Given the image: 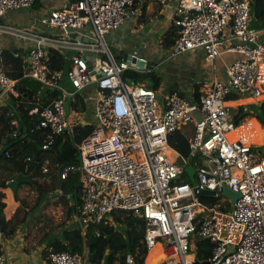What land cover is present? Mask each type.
<instances>
[{
	"label": "built area",
	"instance_id": "1",
	"mask_svg": "<svg viewBox=\"0 0 264 264\" xmlns=\"http://www.w3.org/2000/svg\"><path fill=\"white\" fill-rule=\"evenodd\" d=\"M153 1L166 6L175 0ZM135 2L69 0L33 28L14 27L3 20L9 12L32 10L35 0H0V35L26 44L25 78L60 92L47 105L21 92L4 67L0 48V117L7 100L32 104V132L45 135L41 148L47 151L71 129V101L82 97L98 125L77 146L79 164L60 172L61 180L79 175L84 188L79 208L82 224L99 226L114 211H128L145 223L148 254L160 248L159 264H264V155L245 138H229L241 126L236 127L227 101L233 92L254 99L264 95V38L262 30L252 29L250 1L179 3L174 22L179 38L170 57L201 50L212 66L225 50L237 58L227 67V78L214 79L199 99L191 101L172 92L162 102L151 88L128 86L126 72L139 68L113 55L106 42V35L125 25ZM227 29L231 45L224 49ZM52 52L62 53L66 70L52 66ZM189 125L194 130L190 155L184 158L169 140ZM200 156L204 164H190V159ZM189 166L196 170L195 181L183 183ZM225 188L240 194L236 203L223 195ZM206 190L215 195L199 196ZM199 240L214 244L208 260L201 262ZM48 259L49 264H85L81 255L69 252H51ZM133 263L129 256L128 264ZM0 264H7L3 254Z\"/></svg>",
	"mask_w": 264,
	"mask_h": 264
},
{
	"label": "trees",
	"instance_id": "2",
	"mask_svg": "<svg viewBox=\"0 0 264 264\" xmlns=\"http://www.w3.org/2000/svg\"><path fill=\"white\" fill-rule=\"evenodd\" d=\"M138 1L136 0L134 7H136ZM249 1L252 23L261 26V29H263L264 0ZM39 4L40 0H35L32 9H38ZM178 38V29L174 26L164 35L162 40L163 48L171 50ZM2 62L8 75L18 81L19 90L24 94L34 96L36 102L47 105L60 94L57 90L53 91L30 78H25L24 75L28 72V63L22 57H15L11 54V51H4ZM50 62L57 70L64 71L68 67L60 52H52L50 54ZM141 76L138 71L129 70L124 78L127 83L132 81V85H136ZM161 85V78L153 76L152 85L149 88L157 92ZM172 92L178 91L172 89L170 93ZM178 93L182 97L187 98L183 93ZM199 97L197 95L195 100L199 99ZM245 98L239 93L233 92L227 97V101H240ZM33 107L32 104L14 102L12 106L7 105L1 108L0 177L2 174L8 177L7 180L0 179V233L4 239L14 237L20 222L24 220L20 218V209L13 217L7 218L5 213L7 205L4 201L6 194L3 189L8 188L19 175H23L30 177L31 182L19 185L18 189L28 185L36 189L41 196L44 195L46 199H49L51 196L50 188L53 186L47 184L46 186L38 185L33 180V174L41 175L46 160H50L49 157L56 161L54 164L57 165L56 172L59 178L56 189L58 188L61 192L58 195V204L66 210V223L79 217V208L83 201L84 188L80 184L79 175H70L67 180H61L60 172L65 166L79 164L77 146L93 132L96 126L94 124L87 125L85 129L81 130L74 128V133L67 131L57 138L51 149L43 151L41 147L45 135L41 132H32L35 120L29 115V112ZM71 111L87 113V116L89 112H93L92 109L84 104L82 97H76L71 101ZM232 114L237 128L242 126L247 119H256L264 129V100L241 105ZM193 130V125L185 126L182 130L171 135L169 140L171 147L184 158H188L190 155L189 139L193 135ZM239 138H245V142L249 145H264V131H262L258 140H253L245 135H241ZM254 149V151L259 150L264 155V146H255ZM191 163L194 167L197 166V160H193ZM181 181L183 183L191 182L186 175L183 176ZM70 196L74 197V203H72ZM205 202L213 203L214 201L206 200ZM21 204L23 209H25L24 214L29 215L30 211L27 209V205L23 201ZM66 225H60V237L54 238L43 250L44 259L48 263V257L51 252H69L81 255L84 263L87 262L88 264H128L129 256L133 257V264H145V259L148 255V250L144 244L146 227L144 221L135 217L132 212L114 211L101 225L91 226L87 228L86 232L83 231L80 224L71 227ZM213 246L214 244L208 240L198 241L199 262L208 260ZM2 254L3 249L2 245H0V255Z\"/></svg>",
	"mask_w": 264,
	"mask_h": 264
},
{
	"label": "crops",
	"instance_id": "3",
	"mask_svg": "<svg viewBox=\"0 0 264 264\" xmlns=\"http://www.w3.org/2000/svg\"><path fill=\"white\" fill-rule=\"evenodd\" d=\"M68 1L69 0H40L38 9L18 11V12H9L5 16L3 23L10 24L11 26H14V27L38 28L41 17L47 15L52 9L60 8L64 6ZM182 1L184 0H175L171 3H168L166 6H161L159 3L154 2L153 0H139L137 2L136 7H133V9L131 10L125 22V25L119 30V32L111 33L109 35L112 41L116 42V45L112 46L113 52H115L116 54L115 56L119 58H123L126 55H129L126 53V50L128 49L135 50L137 48H139V51L141 54H144L145 56L152 57V58L153 56H149L151 54L148 53L149 51H151L152 53L151 49H153L154 51H157V50L159 51L161 49V50L166 51V53H169L170 50H166L163 48L162 40H163L164 35L171 28L175 26L174 22H175V17H176V8L179 5V3ZM261 30H262V38H264V28ZM230 39H231V30L227 29L223 36L224 49L228 48L231 45ZM0 48L3 50V52L11 51V54H13L15 57L17 56L22 57L23 60H25L29 66V57L27 54L26 44L16 39L0 35ZM13 50H15V52H13ZM184 55H187L189 57V62L191 63L194 62L195 66H196V63L202 64V65L206 64L207 66V62L205 60V54L201 50L192 51ZM131 56H135V55H131ZM236 58L237 56L235 54L227 52L225 50L222 56L220 58H217V60L215 61L213 65V70L208 71V74H207L208 80L213 81L214 79H222V80L226 79L227 78V67L231 63H233L236 60ZM152 68H154V65L153 66L151 65L150 69ZM193 70L196 71L195 67L193 68ZM200 75L203 77L204 76L203 72H201ZM192 77L194 78L195 75L193 74ZM194 81L195 79H190V78L188 79L185 78V80H182V82L184 83V87L188 91V94L186 95L183 92L181 93H183L186 97L189 96L190 98L189 100L191 101H194L197 95L198 96L202 95L203 87H201L200 85H196ZM172 89L173 88L171 87V81L165 78V80H163V83L160 89L157 91L160 102L164 100L165 96H167L170 93V91H172ZM262 97L264 98V95ZM262 97L258 99H254V98H245V99L255 101V100L261 99ZM240 101H231L229 102V106L238 108L239 106H233V105L236 103H239ZM13 104H14V101L9 100L8 102H6L5 105L12 106ZM91 116L92 118L90 119V121L95 122L93 112L91 113ZM69 131L71 133H74L71 129ZM262 131H263V128L261 127V124L256 119H249L248 123H244L239 128V136L250 135L253 137H250V136L248 137L252 138L253 140H258L262 134ZM53 163H56V161H53ZM56 166L57 165H55V167ZM50 175L51 174L49 173L46 176H50ZM33 176H34L33 180L37 181L36 177L39 175L33 174ZM41 179H43V177ZM37 183L38 185L40 184L39 182ZM40 185H43V184H40ZM54 188L50 189L51 190L50 198H54V192H53ZM6 191L7 190L3 189V192L5 194H6ZM59 194H61V192H59ZM16 195L17 193L14 195L15 199L9 196L7 199V202L5 201L6 198L4 200L7 205L5 213L8 219L13 217L14 214H16L17 211L21 208L22 200L20 199V203H17L18 197ZM44 198L46 197L44 196ZM27 216L29 217V215ZM71 222L72 224L75 223V225L73 226H77V224L79 223L82 224V221L80 220L79 217L78 218L76 217ZM19 226H21L20 229H18L16 231L15 236L10 239H4L2 237V234L0 233V245H2L3 255L6 258L7 264H30L31 263L30 257L28 256V254H25V249H24V247L27 246L28 244H26L25 241L21 240L23 239V237L19 234L20 231H23V227L21 223L19 224ZM51 241L52 240H50V242ZM50 242L46 244L43 241V243H41L38 247H36L37 249H35L36 251L35 253L39 255L40 258L38 257L36 258L35 264H49L44 259L43 250ZM32 246L35 247V243H33ZM38 248L40 249L38 250Z\"/></svg>",
	"mask_w": 264,
	"mask_h": 264
},
{
	"label": "rangeland",
	"instance_id": "4",
	"mask_svg": "<svg viewBox=\"0 0 264 264\" xmlns=\"http://www.w3.org/2000/svg\"><path fill=\"white\" fill-rule=\"evenodd\" d=\"M252 29L260 30L261 26H258L252 23ZM105 38H106L107 44L110 47H112L114 43L112 39L110 38V36L106 35ZM151 50H152V53L151 51H149L148 53H150L151 55L149 56H153V58L145 56L144 54H141L139 51V48L135 50H132V49L126 50L127 54L135 55V56L142 58L144 61H146L147 65L149 64H151L152 66L154 65V68L146 69L145 71L136 70L142 75L137 82L138 84H141L149 88L152 85L153 76L161 78L162 83H163V80L167 78L168 80L171 81V87L175 91L183 92L187 95L188 91L184 87V83L182 82V80H185V78L187 79L190 78V79H195L194 83L196 85H200L201 87H203L202 88L203 95L206 94V92L209 90V86L213 83V81L208 80L207 74H208V71L213 70L212 65L207 63V66H206V64L202 65V64L196 63V66H195L194 62L192 63L189 62V57L187 55H181L178 57H170L171 56L170 52L166 53V51L161 50V49L159 51L158 50L154 51L153 49ZM111 51L113 55H116L115 52H113L112 48H111ZM193 66L195 67L196 71L193 70L194 68ZM201 72H203V75H204L203 77L200 75ZM193 74L195 75L194 78L192 77ZM132 83H133L132 81L128 82V86H131ZM63 86L67 90L72 91L68 83H63ZM93 90L94 91L96 90L95 85L93 86ZM187 98L190 99L189 96H187ZM261 100H264V98L262 97L261 99L255 100V101L244 99L240 101L239 103L234 104L233 106H241V105H245L249 103L259 102ZM8 101L9 100H7V102ZM230 108L231 107L229 106V110ZM233 108H235V110L237 109V107H233ZM230 112L232 113L231 110ZM91 118H92L91 112H89L87 116V113L84 114L82 112L72 111V113L69 116L71 130L74 131V128H76V130L85 129L87 125H92V124L96 126V121L92 122L89 120ZM248 122H249V119H247L244 123H248ZM250 137H253V136H250ZM257 146L262 147L264 145H257ZM49 158L52 164L49 162V160H46L45 166H44V168H47L48 172H44V169H43L41 175L36 177L37 179L36 182H39L40 184H43V185L47 184V185L53 186L52 188L55 187L53 190L54 198L46 199L44 198V195L41 196L40 193L36 189L31 188L28 185H24L20 187L16 195L18 197L17 203H20V199H21L27 205V209L30 211L29 217L26 218L27 215L24 214L25 209H23L22 204H21L20 218L21 219L23 218L25 222L24 221L20 222L23 227V231H20L19 234L23 237V239L21 240L25 241L26 244H28L27 246L24 247V249H25V254H28V256L30 257V262H31L30 264H35L36 258L37 257L40 258V256L35 253L36 252L35 249H37L36 247H38L41 243H43V241L44 243L47 244L48 242H50V240H53L55 237L57 238L60 236V230H61L60 225L67 224L66 225L67 227H71L75 225V223L72 224V222L66 223V210L60 204H58V201H59L58 195H59L60 190L56 189V186H57V183L59 182V178L57 176L55 164L52 161L53 158L52 157H49ZM193 160H197L196 167L205 163V159L201 156L194 158V159H190V163ZM48 162L49 164H47ZM47 173H50L52 177L51 175L46 176L48 175ZM42 177L43 179H41ZM7 178L8 177L3 174L0 177L1 180H7ZM4 190H7L6 200H5L6 202L9 196L15 199L14 194L9 189V187L5 188ZM79 224L82 227L83 231L86 232L87 227L84 224H81V223ZM33 243H35V247L32 246ZM40 248H38V250ZM161 259H162V255L160 254V251H156L151 255L149 254V256L147 257L145 261V264H159V261ZM85 264H88V263L86 262Z\"/></svg>",
	"mask_w": 264,
	"mask_h": 264
},
{
	"label": "water",
	"instance_id": "5",
	"mask_svg": "<svg viewBox=\"0 0 264 264\" xmlns=\"http://www.w3.org/2000/svg\"><path fill=\"white\" fill-rule=\"evenodd\" d=\"M13 52H15V50H13ZM125 60L131 61L132 64L133 65L135 64L139 68L140 71H143L144 68H146V69H150L151 68V64L147 65V63L144 60H138L137 58H135V57H133L131 55H126L125 56ZM230 110L232 111V113H235V111H236L235 108H233V107H231ZM66 111H67V115H69L70 114V104H69V102L66 104ZM186 172L188 173V176H189L191 182H194L195 181V173H196L195 168L193 166H189V167L186 168ZM30 182H31V178L30 177H25L23 175H19L16 178V180H14L9 185V189L15 195L17 193V189H18L19 185L29 184ZM211 195H215V192L206 190V191H201L200 194H199V196H201V197L211 196ZM223 195L226 196V197H229L232 200L233 204L236 203V201L240 197L239 193L232 192L228 188L224 189ZM70 198L72 200V203H74V197L71 196Z\"/></svg>",
	"mask_w": 264,
	"mask_h": 264
},
{
	"label": "bare ground",
	"instance_id": "6",
	"mask_svg": "<svg viewBox=\"0 0 264 264\" xmlns=\"http://www.w3.org/2000/svg\"><path fill=\"white\" fill-rule=\"evenodd\" d=\"M98 125V121H96V126ZM229 138L231 139V140H237V139H239V128L237 129V130H235V132H233L230 136H229ZM156 251H160V248L159 247H155L149 254L151 255V254H153L154 252H156ZM149 254H148V256H149ZM160 254L162 255V252L160 251ZM162 258H163V255H162Z\"/></svg>",
	"mask_w": 264,
	"mask_h": 264
}]
</instances>
